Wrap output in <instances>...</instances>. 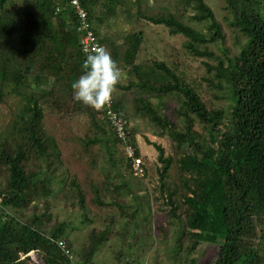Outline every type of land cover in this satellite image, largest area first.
<instances>
[{
    "label": "trees",
    "instance_id": "obj_1",
    "mask_svg": "<svg viewBox=\"0 0 264 264\" xmlns=\"http://www.w3.org/2000/svg\"><path fill=\"white\" fill-rule=\"evenodd\" d=\"M142 1L80 0V5L96 40L119 68H127L130 78L117 85L113 108L127 120L144 176L147 159L139 152L134 120L167 135L168 150L152 143L163 205L177 226L172 261L181 264L199 244L210 243L216 251L204 264H264V0H223L229 25L244 38L238 53L218 47L220 55L208 47L222 43L223 34L204 0H180L182 9L151 16L140 12ZM131 15L183 37L182 48L201 59L205 75L190 79L176 62L142 57L141 29L111 31L117 16L129 22ZM77 26L69 0H0V101L4 86L19 97L8 125L0 128V264H29L31 251L43 264H93V253L108 235V229H91L77 259L57 245L62 239L72 247L70 224L53 211L52 195L62 187L65 196L73 187L80 208H87L79 185L68 181L58 140L46 129L48 111L71 119L86 115L92 130L80 139L84 152L99 144L114 165L119 147L124 171L134 176L132 159L103 108L72 99L70 84L84 59V33ZM123 187L129 189L122 181L108 190L116 195ZM142 190L148 203L156 201ZM97 192L94 202L104 204ZM30 205L29 216L17 215Z\"/></svg>",
    "mask_w": 264,
    "mask_h": 264
},
{
    "label": "rangeland",
    "instance_id": "obj_2",
    "mask_svg": "<svg viewBox=\"0 0 264 264\" xmlns=\"http://www.w3.org/2000/svg\"><path fill=\"white\" fill-rule=\"evenodd\" d=\"M204 2L212 9L223 34V42L209 43V49L215 55L221 54L219 48H229L232 53H238L244 37L242 33L229 25V15L223 6V0H204ZM129 4L128 2L127 5ZM177 7L182 9L180 0H143L140 12L151 16L172 12ZM185 21L196 28L199 26L189 22L188 19ZM138 29L144 32L145 38L142 57L152 56L164 60L167 64L176 62L179 70H184L190 79L191 77L199 79L200 76L205 75V67L201 64V59L190 56L182 48L183 37L169 35L162 25H156L144 19L137 20L133 15L129 22L122 16H117L112 23L111 31ZM120 69L122 70L120 84H123L130 77L126 73L127 68ZM7 90V86H4L5 96L0 101L1 129L8 125L19 103V97L10 94ZM218 101L223 103L221 100ZM128 106L131 110L132 104L128 102ZM44 122L47 131L59 142L63 163L68 170V181L74 180L79 185L87 208L86 210L80 208L77 202V193L73 187L65 196L61 187L59 193H54L51 197L53 211L70 224L68 231L72 254L70 253L69 256L72 255L75 259L80 257L83 253L82 246L88 241V233L91 229L97 231L108 229L106 240L91 257L93 264H174L172 247L177 226L175 220L171 221L166 214L169 209L163 205L164 198L158 187L160 178L156 169L160 164L156 161L157 151L152 143L154 141L161 143L168 150L167 135L139 118L134 120L138 127L136 136L138 149L140 154L147 159L145 176L136 178L124 171L119 160L122 156L119 147L113 154L116 162L114 165L108 161L105 148L99 144L92 145L88 152H84L80 139L88 134V129L92 130L86 115L74 116L71 119L48 111ZM119 173L123 174L124 178ZM122 181L129 189L120 188L118 194L115 195L114 192L112 195L113 192L108 190V186ZM143 186L146 187V191L151 197H157L156 201L148 203V197L142 190ZM97 190V194L104 204L94 202ZM66 197L69 202H65ZM121 207L123 208L122 212H120ZM31 211L32 206L30 205L26 209L18 211L17 215L24 218L29 216ZM83 215L87 217L85 220ZM158 226H162L164 230L158 229ZM215 251V245L201 243L194 251H190L184 256L181 264H204L205 259H211ZM36 254L37 252H30L31 261L29 264H42L40 255Z\"/></svg>",
    "mask_w": 264,
    "mask_h": 264
},
{
    "label": "clouds",
    "instance_id": "obj_3",
    "mask_svg": "<svg viewBox=\"0 0 264 264\" xmlns=\"http://www.w3.org/2000/svg\"><path fill=\"white\" fill-rule=\"evenodd\" d=\"M122 79V70L102 46L84 51L80 75L70 88L72 99L95 110L108 104ZM32 252V251H31Z\"/></svg>",
    "mask_w": 264,
    "mask_h": 264
},
{
    "label": "built area",
    "instance_id": "obj_4",
    "mask_svg": "<svg viewBox=\"0 0 264 264\" xmlns=\"http://www.w3.org/2000/svg\"><path fill=\"white\" fill-rule=\"evenodd\" d=\"M133 1V0H131ZM70 5H72L76 18L78 19L77 30L84 33L82 37L83 51L86 49L89 51L94 50L98 46H102L97 40L90 22L87 19L86 10L80 5V0H69ZM104 116L107 118L109 124L113 128L116 136L121 140L122 150L130 157L131 160V170L134 176L142 177L144 176V170L141 166V156H134L133 145L129 142V136L127 133V120L119 115V113L113 108L112 98L108 104L103 107ZM57 245L59 248L69 255V250L66 247L64 240H57Z\"/></svg>",
    "mask_w": 264,
    "mask_h": 264
},
{
    "label": "water",
    "instance_id": "obj_5",
    "mask_svg": "<svg viewBox=\"0 0 264 264\" xmlns=\"http://www.w3.org/2000/svg\"><path fill=\"white\" fill-rule=\"evenodd\" d=\"M30 254V253H29ZM37 256H38V254H36ZM41 263L43 264V261H42V259H41Z\"/></svg>",
    "mask_w": 264,
    "mask_h": 264
}]
</instances>
